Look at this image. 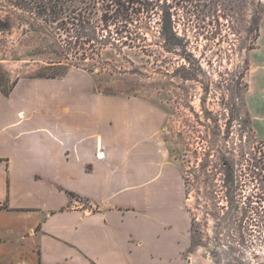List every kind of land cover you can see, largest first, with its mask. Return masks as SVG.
Listing matches in <instances>:
<instances>
[{
    "label": "crops",
    "instance_id": "1",
    "mask_svg": "<svg viewBox=\"0 0 264 264\" xmlns=\"http://www.w3.org/2000/svg\"><path fill=\"white\" fill-rule=\"evenodd\" d=\"M249 60L246 104L264 141V17ZM90 83L0 86V261L186 264V182L159 141L162 116Z\"/></svg>",
    "mask_w": 264,
    "mask_h": 264
},
{
    "label": "rangeland",
    "instance_id": "2",
    "mask_svg": "<svg viewBox=\"0 0 264 264\" xmlns=\"http://www.w3.org/2000/svg\"><path fill=\"white\" fill-rule=\"evenodd\" d=\"M198 5L213 13L199 22L201 29L191 28L179 7L173 19L178 46H165L155 18L145 30V52L115 42L96 53L82 51L87 59L80 61L65 54L60 41L66 34L43 20L34 0H0V83L10 90L19 80L67 69L68 76L89 77L90 91L154 107L163 118L159 141L185 177L191 217L186 264H264V141L246 104L264 3ZM57 60L61 66L51 64ZM259 75L251 76L253 85Z\"/></svg>",
    "mask_w": 264,
    "mask_h": 264
},
{
    "label": "trees",
    "instance_id": "3",
    "mask_svg": "<svg viewBox=\"0 0 264 264\" xmlns=\"http://www.w3.org/2000/svg\"><path fill=\"white\" fill-rule=\"evenodd\" d=\"M172 1L175 7L169 0H34L43 20L56 23L62 35L66 34V39L60 41L64 42L65 54L80 61L87 59L85 53L80 55L82 51L96 53L115 42L130 49L146 50L145 30L151 27L155 18L161 35L168 40L165 46H178L180 39L173 19L179 15V7L186 10L191 28L198 26L201 29L199 22H205L204 19L213 13L211 9L209 12L200 9L198 2L201 0ZM51 64L61 66L62 62L57 60ZM68 72L59 69L55 75L38 78L60 79Z\"/></svg>",
    "mask_w": 264,
    "mask_h": 264
}]
</instances>
